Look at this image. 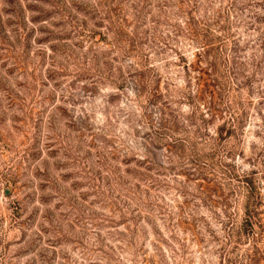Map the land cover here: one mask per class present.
<instances>
[{"label": "rangeland", "instance_id": "1", "mask_svg": "<svg viewBox=\"0 0 264 264\" xmlns=\"http://www.w3.org/2000/svg\"><path fill=\"white\" fill-rule=\"evenodd\" d=\"M254 170L264 0H0V264H264Z\"/></svg>", "mask_w": 264, "mask_h": 264}, {"label": "trees", "instance_id": "2", "mask_svg": "<svg viewBox=\"0 0 264 264\" xmlns=\"http://www.w3.org/2000/svg\"><path fill=\"white\" fill-rule=\"evenodd\" d=\"M247 117L246 111L238 117L233 118L225 122L220 129V134L223 136L224 132L229 134L228 136L234 134L238 128L245 122ZM228 125V131H226V127ZM237 180L241 187V193L244 198V223L242 226V232H254L256 227L262 228V213L261 208L264 204V196L261 190V184L258 180L257 171H251L250 173H246L241 177H237Z\"/></svg>", "mask_w": 264, "mask_h": 264}]
</instances>
